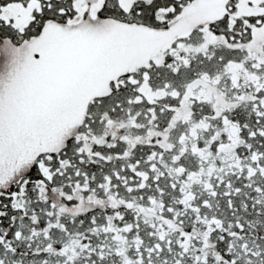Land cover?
Segmentation results:
<instances>
[{
  "label": "snow or ice",
  "instance_id": "1",
  "mask_svg": "<svg viewBox=\"0 0 264 264\" xmlns=\"http://www.w3.org/2000/svg\"><path fill=\"white\" fill-rule=\"evenodd\" d=\"M0 264H264V0H0Z\"/></svg>",
  "mask_w": 264,
  "mask_h": 264
}]
</instances>
